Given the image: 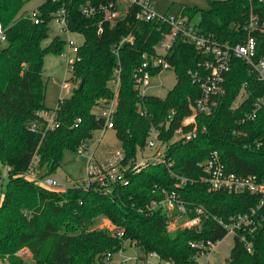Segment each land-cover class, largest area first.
Instances as JSON below:
<instances>
[{
	"label": "trees",
	"instance_id": "trees-1",
	"mask_svg": "<svg viewBox=\"0 0 264 264\" xmlns=\"http://www.w3.org/2000/svg\"><path fill=\"white\" fill-rule=\"evenodd\" d=\"M28 1L0 0V24L5 33V41L0 42V168H7L0 186V259L25 264V257L17 253L26 248L35 264H94L108 253L124 250L128 241L140 252L133 264H146L145 255L153 251L173 264H190L195 254L190 241L226 235L214 216L226 218L244 212L256 201L247 194L209 190L198 180L201 170L197 163L216 150L229 171L264 178V142L254 144L264 136V105L253 120L239 123L251 111L254 99L264 94V83L243 60H232L218 108L197 117L198 135L171 143L166 149L174 161L173 169L190 180L182 188L174 187L175 180L160 165L132 173L127 184H115L107 193L94 187L47 188L25 177L24 172L32 167L39 177L50 176L60 167L66 151L77 152L93 131L102 129L103 120L96 119L92 109L98 99L112 96L108 86L115 64L112 50L123 37L131 33L134 41L122 42L118 48L121 82L114 132L119 146L130 156L144 146L152 124L165 121L172 113L168 130L162 128L160 135L168 140L181 118L189 114V101L198 96L199 88L187 71L195 68L202 56L193 45L177 41L168 57L176 74L174 86L164 97H141L132 74L142 54L152 52L160 37L154 22L127 16L114 25L102 22V32L97 33L102 13L86 17L81 7L105 0H43L36 8L39 21L35 23L28 12H21ZM60 8L66 9L69 29L81 34L83 42L74 65L76 87L70 97L60 98L57 107L49 109L43 66L47 54L59 55L65 48V40L52 35L49 26ZM251 12L264 17V0H211L207 9L185 6L179 11L189 19L198 16L197 27L230 43L243 40L246 33L242 26ZM255 37L257 58L264 57V33ZM244 83L247 95L233 106ZM53 110L56 126L49 129L42 112ZM234 130L239 132L234 134ZM161 188L175 189L185 203L205 210L198 230L167 229L165 211L151 204L163 197ZM260 214L263 219L252 235L253 250L246 252L236 241L229 264H264V206ZM102 218L123 235L96 227Z\"/></svg>",
	"mask_w": 264,
	"mask_h": 264
},
{
	"label": "built area",
	"instance_id": "built-area-1",
	"mask_svg": "<svg viewBox=\"0 0 264 264\" xmlns=\"http://www.w3.org/2000/svg\"><path fill=\"white\" fill-rule=\"evenodd\" d=\"M97 12L102 13V20L98 24L97 33L102 32V22L114 25L127 16H130L136 21L154 22L157 30H160V37L153 44L152 52H144L142 54L141 63L135 68L132 74V81L139 96L148 95L146 94V90L150 86L153 76L163 70L172 69L174 71L173 65L168 60V57L177 41L193 45L202 56L197 62L196 67L190 68L187 71L192 82L197 84L199 94L192 101H189V114L181 118L168 140L161 139L160 135L162 128L165 131L168 130L170 121L172 120V113L167 115L165 121L151 125L144 146L138 147L135 156L127 155L121 146L109 154L102 153L103 155H100L99 151H97L100 139L97 140L93 151L88 150L86 142L83 143L77 150L78 154H84L86 157L85 177L80 183L61 182L50 176L39 177L32 167L25 171L24 175L47 188L65 190L80 186L84 189L94 187L99 189L100 192L107 193L111 191V188L115 184H127L129 176L132 173L138 172L149 165H160L168 169L170 177L175 180L174 187L182 188L190 180L188 177L178 174L173 169L174 161L167 156L166 149L171 143L180 140L188 141L198 135L199 125L197 117L200 115H209L218 108L221 98L225 94L224 83L233 59L238 58L243 60L248 65L249 70L255 75L256 79L264 83V57L257 58V42L255 37L256 33H264V17L251 12L242 26V29L246 33L243 40L237 43H230L228 41L222 42L211 33L202 31L197 27L196 22L194 23L193 19H189L188 16L181 15L180 13H165L159 15L154 9L152 0H105L96 5L86 2L81 7V13L86 17H90ZM28 13L34 19V22L38 23L39 19L36 9ZM52 19L58 24L60 31L67 34V39H64L65 48L61 55L65 58V72L71 75L70 78H65L63 82V86L68 87L69 79L74 80V65L80 59L78 50L82 43L75 44L74 40L70 38V34L76 32H72L68 27V14L66 9H58ZM52 35L60 36L54 30H52ZM3 41H5V33L0 24V42ZM133 41L134 35L129 33L123 37L119 44L113 47L112 51L115 55V64L112 77L108 81L112 96L110 98L98 99L92 109L95 118L103 120V127L100 130L115 129L114 118L121 82L118 48L122 42L132 44ZM154 71H156L155 74L152 73ZM242 89L247 95L245 83L240 92ZM263 105L264 94L254 99L251 111L247 112L239 120V123L253 120ZM233 106L237 105L233 104ZM140 113L144 114L143 111H140ZM42 115L47 121V128L52 129L56 126L55 110L42 112ZM238 132L236 130L233 131L234 134ZM263 142L264 136L255 140L254 144L260 146ZM197 165L201 170L198 180L205 182L209 190L247 194L256 199L255 203L244 212L231 214L226 218L214 216L217 223L226 231V235L231 233L234 240L229 255L225 257L222 263L211 262L209 255L213 252L218 241L222 240L226 235L222 239L217 240L203 238L189 242L190 247L195 250L193 260L190 264H229L231 250L234 248L236 241L243 246L246 252L253 250L252 235L261 225L263 219L260 212L264 206V178H260L256 174L241 175L229 171L216 150H213L205 160L198 162ZM1 183L2 177L0 175V186ZM161 192L163 197L158 201H153L151 204L152 207L160 205L165 211L168 230H174L176 228H193L198 230L200 228L202 223L201 218L206 215L202 207H191V205H188L180 198L175 189L167 190L166 188H161ZM192 212L193 215L190 216ZM111 225L112 227L108 228L110 230L115 229L114 235H123L122 230L116 229L113 224ZM24 254H30L28 249L22 248L17 253L19 257H23ZM111 257L112 255L108 253L105 259ZM136 259L137 256L133 257V261H136ZM162 262L165 264H173L162 259L155 251L145 255L146 264H162ZM0 264L9 263L6 259H0Z\"/></svg>",
	"mask_w": 264,
	"mask_h": 264
},
{
	"label": "rangeland",
	"instance_id": "rangeland-1",
	"mask_svg": "<svg viewBox=\"0 0 264 264\" xmlns=\"http://www.w3.org/2000/svg\"><path fill=\"white\" fill-rule=\"evenodd\" d=\"M209 1L211 0H152V3L155 11L159 15H163L165 13L178 14L181 8L185 6L207 9ZM42 2L43 0H30L23 6L21 12H31ZM193 21L194 23H197L198 16H196ZM49 26L63 39H67V34L60 31L59 26L54 19L50 21ZM70 38L74 40L75 44H81L83 41L82 35L76 33H71ZM49 40L50 37L43 40L42 44L46 45ZM64 61L65 58L61 54H47L44 58L43 81L45 83V105L49 109H55L60 98L70 97L73 89L76 87V82L72 79H69L68 87L63 86L64 79L71 77L70 74L65 72ZM175 82V72L172 69L163 70L159 74L152 77L150 86L146 90V94L164 97L174 86ZM245 96L246 94L242 89L234 101V105H238L242 102ZM98 139H100V141L97 151H99L100 155H103L102 153L109 154L113 150L119 148V142L113 129L93 131L92 137L86 141L89 151H93L95 149ZM85 164L86 157L84 154H78L76 151H66L63 155L60 167L55 173L51 174L50 177L61 182L80 183L85 177ZM0 175L4 181L7 177V169L5 167L0 168ZM1 196L2 191L0 188V197ZM96 227L108 228L112 227V225L108 220L102 218ZM233 241L231 233H228L222 240L218 241L213 252L209 255L211 262L222 263L225 257L229 255L230 249L233 246ZM123 245L124 250L112 254V257L109 259L102 258L101 261H96L94 264H133L135 262V260L133 261V257H136L140 253L138 247L132 245L128 241H125ZM25 264L35 263L30 257L26 259ZM162 264L165 263L162 262Z\"/></svg>",
	"mask_w": 264,
	"mask_h": 264
},
{
	"label": "crops",
	"instance_id": "crops-1",
	"mask_svg": "<svg viewBox=\"0 0 264 264\" xmlns=\"http://www.w3.org/2000/svg\"><path fill=\"white\" fill-rule=\"evenodd\" d=\"M30 256H31L30 254H24L23 255V257H25V259L30 258Z\"/></svg>",
	"mask_w": 264,
	"mask_h": 264
},
{
	"label": "water",
	"instance_id": "water-1",
	"mask_svg": "<svg viewBox=\"0 0 264 264\" xmlns=\"http://www.w3.org/2000/svg\"><path fill=\"white\" fill-rule=\"evenodd\" d=\"M81 86H82V81L80 82L79 89L81 88Z\"/></svg>",
	"mask_w": 264,
	"mask_h": 264
}]
</instances>
